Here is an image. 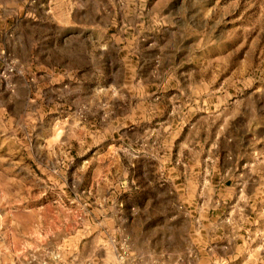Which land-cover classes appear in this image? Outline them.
Instances as JSON below:
<instances>
[{
    "label": "rangeland",
    "instance_id": "374dc122",
    "mask_svg": "<svg viewBox=\"0 0 264 264\" xmlns=\"http://www.w3.org/2000/svg\"><path fill=\"white\" fill-rule=\"evenodd\" d=\"M50 1H29L35 69L0 50L23 72L0 82V264H96L115 235L144 264H192L203 198L242 235L240 263L264 264V0H113L126 22L98 48L73 16L49 25ZM62 65L65 97L45 76Z\"/></svg>",
    "mask_w": 264,
    "mask_h": 264
},
{
    "label": "crops",
    "instance_id": "0c3cea01",
    "mask_svg": "<svg viewBox=\"0 0 264 264\" xmlns=\"http://www.w3.org/2000/svg\"><path fill=\"white\" fill-rule=\"evenodd\" d=\"M29 1L30 0H0V50L5 49L9 53H12L19 64L27 63L29 65L27 69H35L36 66L33 65V62L39 60L38 53L41 51V42H36L38 35H35L34 27L41 17H37L38 13L36 9L30 5ZM48 7L50 13L48 16L49 25H58V23H62L63 19L69 21L70 17L73 16L72 25L77 27L76 29L86 32L89 42L94 48H98L101 45L100 40L96 38V32L104 28L109 29L110 25L112 27L116 24L115 22H122L123 24L126 22L125 20L117 21V14L119 17L121 12H117L113 0H51ZM124 15L126 16L127 13ZM22 20H25L23 26L19 28V31H17L18 27L16 28L12 36V41L5 42L4 35L6 26L12 25L13 21L19 24ZM106 29L104 30L106 31ZM23 30H25L24 32H26V34L27 32L30 34L29 42L23 41ZM113 39L115 40V38ZM114 40H112V38H107L104 44L111 45L114 43ZM115 41L120 44L132 43L123 42L120 39ZM47 43L49 45H47ZM56 43L57 42L43 43L49 48L46 54L50 53V49L53 48L52 45ZM62 43L64 42H61V44ZM65 44H67V42H65ZM61 70H64V72L60 73ZM30 75L32 76V74ZM65 75L66 69L63 65L60 66L58 73L54 71V68L45 67V76L49 79L47 80V90L52 92L55 90L60 91L61 97L68 95L67 90L65 93H62L63 91L61 87H59L60 79H65ZM64 102H67L66 98H64ZM194 184L192 183V186H194ZM203 196L205 195H199L198 197L200 198ZM209 197L211 198V196ZM217 200L223 202L225 200L224 194L223 196H218ZM199 202H201V214L193 217L191 222H193L195 226L193 227L190 225L192 227L186 235L188 239L189 256L193 261L192 264H239L242 261V257L239 253L237 241L242 235H240L239 232L236 233L233 228L232 231L229 230L230 222L228 218L224 219L218 215L211 216L204 212L203 207L205 206L206 198L202 200L198 199L195 203L192 202L195 205V209H197ZM203 213H205V215ZM113 239V242L109 246L105 242H102L98 246L99 261L95 262L96 264L102 263L103 256L107 259L112 256V259L110 258L106 262H109L108 264H144V250L129 248L130 252H128V246H126L127 253L125 260L119 261L118 256L125 251L121 249L124 244L117 241L116 235ZM176 252L177 251L173 249L171 252L157 250L154 254L162 258L163 261L166 259L165 257L170 260L169 263L164 262V264H178L180 255Z\"/></svg>",
    "mask_w": 264,
    "mask_h": 264
},
{
    "label": "built area",
    "instance_id": "2783aa9c",
    "mask_svg": "<svg viewBox=\"0 0 264 264\" xmlns=\"http://www.w3.org/2000/svg\"><path fill=\"white\" fill-rule=\"evenodd\" d=\"M5 52L2 50L0 51V62H1V68H0V82L5 85V88L13 92L14 91V84L12 83V80L15 76H23V72L21 70H18L16 65L8 61L5 58ZM123 250V247L121 248ZM126 257L125 252H122L118 256L119 261H124Z\"/></svg>",
    "mask_w": 264,
    "mask_h": 264
}]
</instances>
